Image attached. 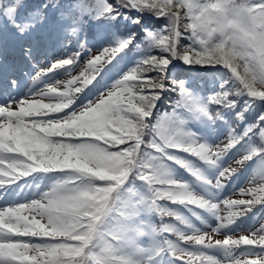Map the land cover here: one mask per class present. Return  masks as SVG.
<instances>
[{
    "label": "snow or ice",
    "instance_id": "obj_1",
    "mask_svg": "<svg viewBox=\"0 0 264 264\" xmlns=\"http://www.w3.org/2000/svg\"><path fill=\"white\" fill-rule=\"evenodd\" d=\"M124 3L127 7L155 10L170 19L171 25L165 32L153 38L173 56L177 54L176 41L182 27L194 41V46L187 48L182 56L186 63L222 64L250 96L264 99V0H124ZM103 10L111 13L113 8L107 5ZM126 46L121 43L92 55L85 72L68 80L64 91L49 87L39 99L0 106V186L37 171L73 173L39 200L0 209V264H137L131 256L118 252L119 240L127 239L130 230L127 225H121L118 234L109 235L100 230L105 218L114 211L125 218L134 214L131 203L118 208L119 197L113 196L132 170L150 186L152 206L164 198L196 204L216 210L221 226L240 214L230 211L227 217L221 216L219 204L196 199L186 185L169 179L158 163L139 158L144 127L141 118L148 117L154 99L158 98L155 89L163 88L142 75L141 68L131 70L94 105L89 104L63 120L39 119L43 117L41 112L46 116L67 108L72 94L80 92L82 86L94 79L99 66L110 62ZM75 59L74 56L58 61L50 70L69 66ZM168 63L166 57L144 62L148 68L161 71ZM78 81L80 86L74 87ZM180 93L185 96L182 88ZM228 95L222 92L213 96L211 102L228 103ZM53 96L64 102H43L44 97ZM199 111L208 114L204 107ZM157 132L153 141L155 151L179 149L210 164L234 147L233 142L212 148L190 141L170 121L160 124ZM53 138L60 139L54 142ZM65 138L81 142H66ZM168 159L174 157L169 154ZM244 159H251V155ZM77 163L79 167L68 166ZM233 172L234 169H225L220 176L227 177ZM93 178L103 183L97 186ZM241 192L253 198L225 200L228 209L264 203V195H258L264 193V186ZM161 214L171 215L163 210ZM24 237H40L44 242L34 244L26 242ZM182 239L207 247L249 246L264 250V227L238 238L215 239L210 234H201ZM170 252L181 264H217L211 257L185 252L174 245H170ZM233 264H264V251L235 258Z\"/></svg>",
    "mask_w": 264,
    "mask_h": 264
},
{
    "label": "rangeland",
    "instance_id": "obj_2",
    "mask_svg": "<svg viewBox=\"0 0 264 264\" xmlns=\"http://www.w3.org/2000/svg\"><path fill=\"white\" fill-rule=\"evenodd\" d=\"M6 9L7 8L4 10L7 11ZM8 19L12 22L10 17L5 18L0 15V83L4 82V78L1 77L6 75V88L3 90L0 88V91L2 92L1 97L5 96V98L8 99L6 102L0 103V106H6V104L16 105L23 100L39 99V95L45 92L49 87H58L60 91H64V86L68 80L79 77L81 73L85 72L87 62L92 55H96L105 49L102 47L105 42L102 41L97 44L99 47H96L95 44L94 46L89 45V43L87 46L85 42H80L75 30L62 24L64 18L58 19L48 25H43L38 19V13L32 11L24 18L18 20V26L16 28H13L12 25L11 31L5 26ZM14 39L17 40L16 45L11 47V49H8ZM179 46L183 49V53L178 65L183 67H194V64L186 63L182 59L185 50L190 47L188 42H179ZM84 49H88V51L86 52ZM74 56L76 59L73 64L50 70L54 63L62 61L63 59H71ZM154 57L168 58V67L174 64L172 53H167L165 55L155 54L147 60ZM21 58L22 61H18ZM35 61H38V63ZM21 62H30L29 67H24L25 70H22L21 76L19 75V72H15L16 75L11 74L10 72L12 68L17 70V66ZM106 63L99 66L98 70L101 69V71H103L101 75L98 73L99 77H96L97 70L94 79L89 84L82 86L80 92L72 94L71 103L64 109V111L50 113L46 116H44L45 113L41 112L40 115L43 117H39V119L63 120L64 117L75 111V108L78 106H84V104L89 102L93 98L91 93L95 94L97 92V86H100L103 82L104 91L112 89L116 84V81H114L115 76H119L121 70L105 77V69L110 65ZM203 64L205 67L207 65H214L209 63ZM149 69L152 70V68ZM2 70H4V72H2ZM45 71H47V73ZM216 75H219V73L217 71H212V75H206L205 80L210 84ZM19 76L22 79L20 85H18ZM151 79L163 85L162 89L156 88L155 91L163 93L162 96L158 98V102H164L166 94L168 93V88L171 86L170 77L156 74L151 77ZM220 79L224 81L226 80V77L221 76ZM75 86H80V82L78 81L74 87ZM16 89H18L19 93L14 94ZM13 95H15L14 98H12ZM186 98L195 108H198L202 106L206 96L200 94V92L191 91L186 94ZM43 102L58 104L64 101L53 96L44 97ZM178 114L180 116L179 122L184 130L180 132L183 133L188 140L194 141L198 144H204L208 147H212L213 145L214 148L224 145L223 142L220 141L222 135H218V137L212 136V133L207 132L205 128L198 125L197 119L193 114L184 112L182 115L180 114V110ZM27 119L30 120L31 118ZM213 124L215 133L220 122L218 121ZM227 153L228 152L225 151L223 156ZM168 154H171V156H173L176 161L180 162L181 165L184 163L187 167L193 169L195 174L199 176L198 179L191 180V184L189 181H186V184H184L187 186V190L193 197L209 203L219 204V214L223 217H227L230 211L240 212L232 222L224 223L223 226H221V222L217 219L218 213L216 210H210L192 204L194 209L191 207L192 210L189 211L188 214H194L193 220L195 221V225L187 222L185 218L179 219L182 227L192 231L187 234V236L210 234L215 239H223L224 237L229 236L238 238L242 235L248 236L252 233H257L262 227H264V203H256L250 208H244L241 206V208L232 209H228L224 204L225 200L252 199L253 197L251 195L243 194L241 191L253 188L254 186L252 184L261 183L259 179L254 178L251 180L249 177L239 179L236 176V171L230 176L221 177L220 172L225 169H230L229 164L231 163V160H228L223 164L219 163L218 161L222 162V159H224L223 156L219 158L216 162L217 164H210L209 168H206L197 160L186 155L184 151L169 150ZM240 166L242 165L239 163L238 167ZM162 167L167 173L168 178H182L183 176V178L186 179L184 174L178 169L177 165L166 161L162 164ZM61 174L63 175V172L55 173L54 180L41 182L40 184L39 181H44L47 175L42 171L32 172L28 176L21 177L12 182H6L3 186H0V209L18 206L20 204H26L41 199L44 194L52 190L54 185L60 183L58 179ZM258 195H264V193H258ZM130 199L132 201L131 205L134 206V214L132 215L136 219L133 222L134 224L125 222L130 230L126 233L127 239H121L124 247L119 246L118 252L121 255L131 256L137 261V264H170V261L161 253V251H159L160 243L157 238L158 225L154 223V220L149 215L150 204L143 187L138 185L133 190ZM259 204L262 207H260ZM175 208H177L175 211L176 213H182L181 208ZM207 217H209L208 221H206ZM169 224L172 229V223ZM176 229L177 227L174 228V230ZM175 234L176 232L173 231L172 235ZM180 236L184 237L183 235ZM22 239L34 244L44 242V238L40 237H24ZM180 242H183V240H180ZM190 244L192 247L186 246V248H180L176 246V244L173 245L185 252L211 257L217 261V264H233L235 258H240L241 256L251 257L264 251L260 248L249 246H241L231 249L215 246L207 247L191 241ZM218 249L220 256L217 254Z\"/></svg>",
    "mask_w": 264,
    "mask_h": 264
},
{
    "label": "trees",
    "instance_id": "obj_3",
    "mask_svg": "<svg viewBox=\"0 0 264 264\" xmlns=\"http://www.w3.org/2000/svg\"><path fill=\"white\" fill-rule=\"evenodd\" d=\"M107 5H111L113 8L111 13L103 10ZM5 8H7V11L4 10ZM32 11L38 12L40 19L47 18L48 21L64 18L63 23L74 27L79 36L86 39L89 44L97 45L102 41L105 42L103 48H111L125 43L127 46L113 57L104 72L106 77L121 70L120 75L115 80L116 83L136 68H141V74L150 78L156 74L170 77L173 86L168 88L164 102H158V98L163 93L155 91L158 98L154 99L148 117L146 119L141 118L144 127L142 129L139 158L142 161L147 162L150 160L162 166L165 162L164 160H169L168 151L174 149H168L166 152H157L153 148V141L158 136L157 128L165 121H170L179 132L184 131L179 122L180 116L178 112L180 110L182 115L184 112L193 114L197 119L198 125L205 128L207 132L212 133V136L218 137V135H222L220 141L224 145L229 142L234 143V147L226 150H230L227 154L221 155L224 159H222V162L218 161L219 163L223 164L231 160L229 168L236 171V176L239 179L249 177L252 180L256 178L261 183L252 184L253 188L258 189L264 186V135H262L264 133V100L250 96L240 85L239 81L225 71H219L218 73L225 76L226 80L223 81L220 76H217L216 80L218 79V82L214 80L209 87L206 84L203 88L201 83L204 81L205 73L198 69L205 68L204 64H194L196 71L189 66L176 67L173 65L167 66L162 71L158 68L151 70L144 64L152 55L170 53L153 38L158 34L164 33L165 29L171 25L168 17L161 16L155 10L149 9H137V12H134L133 7L125 6L124 0H0V15L2 17H12L17 21ZM7 25H9V21ZM181 31L182 34L176 41L178 60L181 59L183 53L179 42H188L190 47L194 46L190 33L183 32L182 27ZM129 40L131 41L130 43H128ZM103 87L104 82L96 88L99 94L94 96L88 104L79 107L75 112L78 113L86 109L89 104L94 105L101 97L112 90L104 91ZM181 88L184 90L185 96H181ZM191 91L200 92V94L206 96L200 107L207 109V115L199 111L200 107L195 108L187 98L185 99L186 94ZM222 92L229 94L227 97L228 103L211 102L213 96H218ZM218 117H220L221 123L214 133L212 123ZM72 141L81 142L78 139L66 140V142ZM258 150L260 154H256ZM249 155H251V159H244ZM193 156L204 167H209L210 163L201 160L194 154ZM239 163L242 166L238 167ZM192 171V169L189 170L190 178L192 180L198 179V176ZM62 172V178L58 179L60 182L68 180L73 175L70 170H62ZM83 179L89 180L90 178L84 177ZM169 179L183 183L179 178L172 177ZM92 182L97 186L103 183L96 181L94 178ZM144 184L145 182L138 178L136 170H132L125 182L113 193L114 197H119L116 200L117 207L124 208L125 204L130 203L128 197L133 193V190L138 185L143 187ZM164 200L165 198L160 199V201ZM166 205L167 203L165 202L160 203V209L165 211ZM186 206L194 209L192 204L187 203ZM191 210L189 208V211ZM193 215L191 213L190 216L194 218ZM125 219L118 211H114L105 218L100 230L105 233H116ZM119 246H124L121 239L119 240Z\"/></svg>",
    "mask_w": 264,
    "mask_h": 264
},
{
    "label": "water",
    "instance_id": "obj_4",
    "mask_svg": "<svg viewBox=\"0 0 264 264\" xmlns=\"http://www.w3.org/2000/svg\"><path fill=\"white\" fill-rule=\"evenodd\" d=\"M175 56H176V55H175ZM219 68H221V69H225L226 71L230 72V74H231L233 77H235V76L232 74V72L230 71V69H228V68H226V67H224V66H220ZM257 98H259V97H257Z\"/></svg>",
    "mask_w": 264,
    "mask_h": 264
},
{
    "label": "bare ground",
    "instance_id": "obj_5",
    "mask_svg": "<svg viewBox=\"0 0 264 264\" xmlns=\"http://www.w3.org/2000/svg\"><path fill=\"white\" fill-rule=\"evenodd\" d=\"M16 39H14L13 41H12V43L10 44V46H9V48L8 49H11V47H14L15 45H16ZM14 56V55H13Z\"/></svg>",
    "mask_w": 264,
    "mask_h": 264
},
{
    "label": "clouds",
    "instance_id": "obj_6",
    "mask_svg": "<svg viewBox=\"0 0 264 264\" xmlns=\"http://www.w3.org/2000/svg\"><path fill=\"white\" fill-rule=\"evenodd\" d=\"M68 166L69 167H79L80 165H79V163H77V164H69Z\"/></svg>",
    "mask_w": 264,
    "mask_h": 264
}]
</instances>
